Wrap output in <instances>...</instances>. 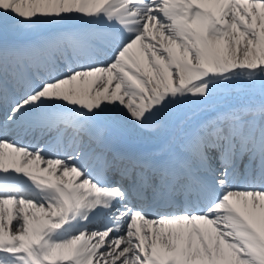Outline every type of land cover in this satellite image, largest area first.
Masks as SVG:
<instances>
[{
	"label": "snow or ice",
	"instance_id": "6c2138e0",
	"mask_svg": "<svg viewBox=\"0 0 264 264\" xmlns=\"http://www.w3.org/2000/svg\"><path fill=\"white\" fill-rule=\"evenodd\" d=\"M0 35V264H264V0H0Z\"/></svg>",
	"mask_w": 264,
	"mask_h": 264
},
{
	"label": "bare ground",
	"instance_id": "6f19581e",
	"mask_svg": "<svg viewBox=\"0 0 264 264\" xmlns=\"http://www.w3.org/2000/svg\"><path fill=\"white\" fill-rule=\"evenodd\" d=\"M0 36L3 37V35H0ZM8 37H13V36L10 34ZM10 139H14L17 142L18 145H22V143L18 141L17 137L12 136Z\"/></svg>",
	"mask_w": 264,
	"mask_h": 264
}]
</instances>
